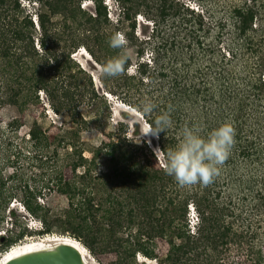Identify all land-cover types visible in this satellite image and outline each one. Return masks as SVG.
Listing matches in <instances>:
<instances>
[{"label":"trees","instance_id":"16d2710c","mask_svg":"<svg viewBox=\"0 0 264 264\" xmlns=\"http://www.w3.org/2000/svg\"><path fill=\"white\" fill-rule=\"evenodd\" d=\"M27 1L0 0V111L18 109L12 118L0 113V254L29 237L59 234L119 264H141L139 254L158 238L169 244L160 264H264V0H198L203 11L181 0H116L117 21L106 0H89L93 8L83 6L87 0ZM139 13L154 22L145 40L151 58L129 74L126 51L124 73L100 77L102 93L72 56L85 49L102 66L119 55L109 41L130 19L132 30L123 32L133 42ZM40 92L60 132L39 120L24 130ZM107 93L138 111L154 103L150 117L140 111L149 124L171 106L172 127L151 140L129 136L123 122L107 131L92 108ZM70 112L80 120L73 127ZM226 120L236 136L220 175L206 187H179L164 171L167 151L186 126L206 135ZM90 131L93 152L84 139ZM57 182L66 201L54 198Z\"/></svg>","mask_w":264,"mask_h":264},{"label":"rangeland","instance_id":"374dc122","mask_svg":"<svg viewBox=\"0 0 264 264\" xmlns=\"http://www.w3.org/2000/svg\"><path fill=\"white\" fill-rule=\"evenodd\" d=\"M242 1V0H241ZM108 5L109 9V17H111L112 20L117 21V18L119 16L120 9L117 7L116 0H106L105 1ZM24 3L29 4L27 0H24ZM181 3L189 4L190 7H195L196 11H203V5L198 0H181ZM83 6H86L87 8H93L94 4L92 1H84ZM137 15V14H136ZM133 23V19L126 20L123 25V31H131L132 27L131 24ZM136 30L134 32V40L133 42L127 41L126 37L124 36V32L121 30L119 34H121L125 40H126V51L130 54L132 65L129 67V74H134L136 72V64L140 60H150L151 58V50L149 47V44L145 41L149 36L151 35L154 27V22L152 18L146 17L145 15L139 13L137 15L136 20ZM144 40V41H143ZM36 46L37 48L40 47L38 39L36 40ZM85 50H79L78 52L73 54V58L80 64L81 67L85 68L87 72H89L94 80V83L97 87V89H100L102 91V83L100 80V76L98 75V72L101 68V65L94 60V58L91 56L90 53L88 55L90 56V59L86 58ZM87 61L89 63H87ZM104 90V89H103ZM109 94V93H108ZM106 96V98H98L95 101L94 108V114L100 116L101 118H104V122L107 126V131H113V129H118L120 125H118V122H123L124 128H126L127 133L129 136L131 135H138L142 138H147L148 140H151V136L156 137L155 135L149 133V134H143L144 128L149 124L143 114L138 111L140 114L136 115L132 111L134 107L131 105L123 102L121 98H119L117 95L110 94V96ZM40 98L42 99V102L37 103L33 106H30L26 110L25 114V126L24 130L28 131L35 123L36 120H39L41 123H44V125L51 129V132H60L61 128V119L59 116L55 113L53 110L49 99L47 95L44 92H40ZM135 109V108H134ZM1 115L5 118H12L18 114V109L14 106H5L0 111ZM63 120V119H62ZM66 120L70 123V127H73V125L79 124L80 120L79 117L76 115L75 112H70V115L66 117ZM123 127V126H122ZM84 139L88 143V151L93 152L94 146L91 144L92 141H94V134L90 131L88 134L84 135ZM88 152V153H89ZM162 158V154L160 151L158 152ZM159 162L161 163V159H159ZM101 173L104 175H107V168L102 165L100 167ZM67 177H72L73 172L71 169L66 170ZM65 193L66 188L63 182H57L56 183V194L54 195V198H62L64 201L65 199ZM24 210V209H23ZM18 211H22L20 208ZM22 213H24L22 211ZM197 213V212H196ZM25 214V213H24ZM198 215V214H197ZM30 225L34 229L41 227V224L38 220H36L33 217H29ZM197 223H199V219L197 217L190 216V224L193 230H196ZM52 237H49V235L45 237H39V236H32L29 237L27 242L29 241H40L45 240V243L50 242L49 239ZM157 245L147 247L146 250L142 253L144 256L149 257L150 259L157 260L160 264V258H163L165 256L166 251L169 249V244L166 240L163 238H158ZM90 251V250H89ZM90 254L95 260L96 264H119V260L111 254L107 255H100V256H94L91 251ZM5 254H0V264L3 263V260L5 258ZM199 262V261H198ZM198 262L195 259H189L187 261V264H198ZM207 264H209L211 261H206ZM224 263H226V260H224ZM218 264V263H214Z\"/></svg>","mask_w":264,"mask_h":264},{"label":"clouds","instance_id":"9594fccd","mask_svg":"<svg viewBox=\"0 0 264 264\" xmlns=\"http://www.w3.org/2000/svg\"><path fill=\"white\" fill-rule=\"evenodd\" d=\"M126 43L125 38L119 33L111 37L109 46L120 51L119 55L101 66L98 75L102 79L120 76L124 73L128 60L125 50ZM155 108L154 103L146 102L140 106L139 110L146 117H150ZM172 111L170 106L167 111L158 115L152 124H148L144 128L143 134L151 133L159 139L160 132H165L172 127ZM235 136L236 129L230 120L224 121L206 135L198 126H186L183 129L181 143L174 150H169L166 153L164 158L165 173L172 177L181 188H190L198 184L205 187L210 185L220 175L223 165L228 160L235 144ZM154 151L157 153L160 150L156 148ZM190 216L195 217L192 206Z\"/></svg>","mask_w":264,"mask_h":264},{"label":"water","instance_id":"95a60500","mask_svg":"<svg viewBox=\"0 0 264 264\" xmlns=\"http://www.w3.org/2000/svg\"><path fill=\"white\" fill-rule=\"evenodd\" d=\"M86 58L90 59V56L86 54ZM76 240L63 237L54 243H47L46 246H27L8 254L2 264H92ZM140 263L159 264L157 260L150 258Z\"/></svg>","mask_w":264,"mask_h":264},{"label":"bare ground","instance_id":"6f19581e","mask_svg":"<svg viewBox=\"0 0 264 264\" xmlns=\"http://www.w3.org/2000/svg\"><path fill=\"white\" fill-rule=\"evenodd\" d=\"M85 52L88 54V51H85ZM108 96H110V93L108 94ZM132 110H133L132 112L134 114H136V115L140 114L136 109L133 108ZM192 207H194V206L192 205ZM52 235H50L49 237H52ZM55 236H56V238H53V237L50 238V239L48 238L49 241H50L48 243H54L55 241H58L59 239H62L63 237L64 238H68L70 240H75V238L70 237V236H64V235H59V234H55ZM76 241L80 245V247H82V249L84 250V253L86 255L87 260L90 263H92V264H96L95 260H93L91 254H90L89 249L81 241H79L78 239ZM46 245H47V243H45V240H43V241L40 240L38 242L37 241H29V242L25 241L22 244L13 247L10 252L6 253L5 257H7L8 254L14 253V252L18 251L19 249L25 248L27 246L28 247H37V246H46ZM139 259H140V261H143V260H146V259H149V258L147 256H144L143 254H139Z\"/></svg>","mask_w":264,"mask_h":264},{"label":"built area","instance_id":"2783aa9c","mask_svg":"<svg viewBox=\"0 0 264 264\" xmlns=\"http://www.w3.org/2000/svg\"><path fill=\"white\" fill-rule=\"evenodd\" d=\"M192 209H193V211H194V214H195V216L197 217V219H198V215H197V213H196V210H195V208L194 207H192ZM50 236V235H49ZM52 237L53 238H56V236H55V234H53L52 235ZM63 237V236H62Z\"/></svg>","mask_w":264,"mask_h":264}]
</instances>
